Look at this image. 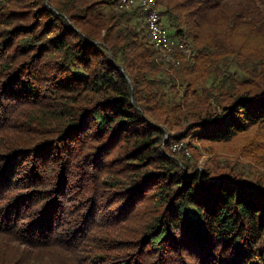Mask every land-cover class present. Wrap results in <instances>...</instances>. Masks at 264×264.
Returning a JSON list of instances; mask_svg holds the SVG:
<instances>
[{"label": "trees", "instance_id": "obj_1", "mask_svg": "<svg viewBox=\"0 0 264 264\" xmlns=\"http://www.w3.org/2000/svg\"><path fill=\"white\" fill-rule=\"evenodd\" d=\"M154 1L0 0V264H264V0Z\"/></svg>", "mask_w": 264, "mask_h": 264}, {"label": "rangeland", "instance_id": "obj_2", "mask_svg": "<svg viewBox=\"0 0 264 264\" xmlns=\"http://www.w3.org/2000/svg\"><path fill=\"white\" fill-rule=\"evenodd\" d=\"M168 30H169V33L171 35H173V33H174L173 30H171V29H168ZM234 144H235V146H238V145L242 144V142H239V140L234 142L232 145L233 148H234ZM175 145H177L176 149H175ZM184 145H185L184 141L175 142L171 145L170 148H171L172 152L178 153V155L180 157L184 158V160H190V162H193V160L195 158L196 163L198 160V168H200L201 170H204L207 167H211L210 165H215V164L219 165L220 163H222L224 166H228L229 164H231L230 160L234 159L230 153L231 148L226 149V147L223 145L206 144V146L208 148H206V149L201 148L200 150H196L193 147V150L196 153L192 149H189L188 147H186V145L185 146ZM199 148H200V146H199ZM191 153L195 154L196 157H193Z\"/></svg>", "mask_w": 264, "mask_h": 264}, {"label": "bare ground", "instance_id": "obj_3", "mask_svg": "<svg viewBox=\"0 0 264 264\" xmlns=\"http://www.w3.org/2000/svg\"><path fill=\"white\" fill-rule=\"evenodd\" d=\"M119 6H124V0H120ZM144 9L145 10L143 12L146 15V24L151 37L150 40L154 47L165 54L170 53L174 48L184 50L182 43L179 42L176 38H174V36L171 35L169 31H166L165 34H163L162 39L161 30H159L157 26H154L152 12L154 13V20L158 22V26H165L164 22L161 20L159 9L155 1L144 0ZM176 147L177 145H175V149Z\"/></svg>", "mask_w": 264, "mask_h": 264}, {"label": "built area", "instance_id": "obj_4", "mask_svg": "<svg viewBox=\"0 0 264 264\" xmlns=\"http://www.w3.org/2000/svg\"><path fill=\"white\" fill-rule=\"evenodd\" d=\"M130 6H138L140 10L143 11L144 9V0H124V6H120V8H128ZM153 14V21H154V26H157L159 30H161V36L163 39V34H165L166 31H169L166 26H158V22L154 20V13ZM182 46L184 48V44L182 43Z\"/></svg>", "mask_w": 264, "mask_h": 264}, {"label": "water", "instance_id": "obj_5", "mask_svg": "<svg viewBox=\"0 0 264 264\" xmlns=\"http://www.w3.org/2000/svg\"><path fill=\"white\" fill-rule=\"evenodd\" d=\"M166 139H167V135H166Z\"/></svg>", "mask_w": 264, "mask_h": 264}]
</instances>
